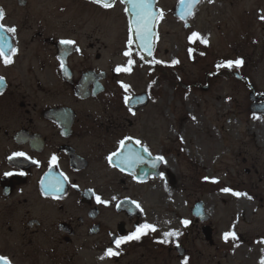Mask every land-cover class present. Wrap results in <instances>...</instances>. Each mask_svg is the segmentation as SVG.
I'll use <instances>...</instances> for the list:
<instances>
[{
    "label": "flooded vegetation",
    "instance_id": "af4514ba",
    "mask_svg": "<svg viewBox=\"0 0 264 264\" xmlns=\"http://www.w3.org/2000/svg\"><path fill=\"white\" fill-rule=\"evenodd\" d=\"M69 1L71 6L65 0H13L9 10L0 0L5 13L2 23L16 28L15 34L7 35L17 49L10 65L0 59V77L5 79V87L0 89V256L8 257L11 264H182L185 257L188 264H206L209 258L195 250L194 238L188 239L195 223H200L203 241L216 252L222 250L227 259L245 242L240 244L242 237L234 224L216 244L201 200L189 208L191 232L159 243L170 230L162 229L160 215L152 216L160 202L159 191L156 193L166 166L157 162V167H152L157 156L166 161L158 128L161 109L155 100L160 99L159 83L166 74L170 78L164 81L185 91H207L217 79L234 80L244 84L249 93L252 86L257 94L254 102L264 103L260 97L264 92L254 89L241 66L217 68L226 61L244 60L240 55L216 58L212 69L198 81L185 82L177 75L184 62L191 63L205 49L199 40L189 41L194 32L204 37L195 29L201 8L214 7L205 20H213L219 27L231 17L232 5L242 12L240 0H201L193 15H186L182 0H152L153 12L163 16L155 21L151 55L137 47L134 34L133 44H128L132 17L125 11L130 6L121 0H114L109 9L91 0ZM255 1L253 14H247L251 26L264 32L260 19L264 3ZM167 24L184 32L183 40L173 43L170 60L162 56L169 51L160 50L161 27ZM61 40L76 43L66 51ZM240 47L236 40L230 46L233 54H238ZM190 48L194 50L191 56ZM257 50V44L253 45L252 53ZM126 51L131 52L134 63L130 71L117 73L118 66L129 67ZM258 54L264 59V34ZM174 60L179 63L173 64ZM118 151L132 157L135 162L131 167L121 164L123 157H113L109 163L108 157ZM18 152L27 159L14 155ZM245 174L249 175L250 169L246 168ZM146 189L153 191L149 198ZM96 196L107 204L97 203ZM152 200L156 206H150ZM199 203L201 210L196 214ZM145 223L155 225L156 231L116 249V239ZM233 231L238 240L229 238L226 243L224 234ZM254 239L256 244L258 237ZM260 241L264 248V235ZM108 248L120 255L100 259ZM253 257L246 264L261 261L264 253Z\"/></svg>",
    "mask_w": 264,
    "mask_h": 264
},
{
    "label": "rangeland",
    "instance_id": "374dc122",
    "mask_svg": "<svg viewBox=\"0 0 264 264\" xmlns=\"http://www.w3.org/2000/svg\"><path fill=\"white\" fill-rule=\"evenodd\" d=\"M260 1L264 3V0ZM3 2L12 10L13 0ZM256 2L240 0L242 12L237 5H232L231 17H226L227 22L222 21L219 27L213 20H205L207 11H213L214 7L201 8L195 19V29L207 38L208 44L191 63H183L178 77L185 82L198 81L207 69H212L216 58L240 55L244 59L242 73L256 91L264 92V59H259L258 54L264 32L251 26L253 22L250 24L249 16L253 14ZM65 4L71 6L69 0H65ZM225 14H228L227 10ZM161 30L160 50L163 53L167 49L169 53L162 56L170 60L173 43L183 40L184 32L179 26L168 24ZM234 40L241 46L238 54H233L230 48ZM255 44L258 50L253 54ZM180 57L183 58L181 54ZM162 75L160 99L155 102L161 109L158 128L166 166L156 193L158 195L159 191L160 202L157 206L153 200L150 203V206H156L152 216L162 217L163 230L190 233V225H184L182 221L192 219L189 208L201 200L216 244L224 231L234 224L242 237L240 244L245 242L239 251L233 250L224 259L222 250L216 252L206 245L198 230L200 223H195L194 233L189 234L188 239L194 238L195 250L201 251L204 259L209 258L206 264H246L250 257L254 260V253L258 258L263 256L264 248L261 241H257L264 235V115L249 112V90L234 80L217 79L207 91H185L164 81L169 76ZM167 148L169 151L165 153ZM246 168L250 169L249 175L245 174ZM225 188L247 193L255 199L237 198L231 192L222 191ZM152 192L146 189L147 198ZM255 237H258L256 244ZM253 264H260V261Z\"/></svg>",
    "mask_w": 264,
    "mask_h": 264
},
{
    "label": "snow or ice",
    "instance_id": "6c2138e0",
    "mask_svg": "<svg viewBox=\"0 0 264 264\" xmlns=\"http://www.w3.org/2000/svg\"><path fill=\"white\" fill-rule=\"evenodd\" d=\"M91 2L94 4H97V5L105 8V9H109V8L113 7V4H114V0H91ZM121 2L123 4H125L126 6H130V7H126L125 11H126V13H128L132 17L130 22H129L130 38H129L128 44L130 46L133 44L132 35L134 34L136 40L139 41V43L137 44V47L140 49L146 50L147 54L151 55L152 50H153L151 41H152V37L155 35V33L153 32V28L155 27V21L157 19L161 18L163 16V13L160 12L159 14H157V13L153 12L152 0H121ZM209 2H213V0H209ZM199 3H201V0H182V7L187 8L186 15H193L195 7ZM4 17H5V13H4L3 9H0V59H2L5 66H8L11 63H13V60L11 59V57H12V55H14L17 52V49L13 47L7 33L15 34L16 28L14 26L13 27H6L2 23ZM181 18L184 19L185 16H182ZM260 19L262 21H264V15H261ZM197 40H199L200 43H202V44H205V45L208 44V40L206 38L201 37L200 34H198V33H195V32L192 33V35L189 37L190 43L195 42ZM75 43L76 42L73 40H61L60 41L61 45L66 46V51H71L73 46L75 45ZM75 50L79 51L78 48H76ZM193 51H194L193 49H191V48L189 49V55L190 56H191ZM124 55L129 57V60H128L129 67H119L118 66L115 69V71L117 73H119L121 71H125V72L130 71V66L134 63V61L131 59V52L130 51H126L124 53ZM201 55H203V53H201ZM155 63L159 64L161 62L155 61ZM172 63L177 64V63H179V61L174 60ZM242 64H243V60L237 59L235 61H226L222 64H219V65H217V68L226 67V68L231 69L233 67V65H235V67L239 68ZM61 67L62 68L64 67L63 63L61 64ZM121 86L124 87L125 89H127V87H128L127 85H123V84ZM3 87H5V79H4V77H0V89H2ZM125 99H126V103H127V97ZM193 119H195V118H193ZM137 143H140V142L137 141ZM120 145H121V148H123L125 146V141H123V140L120 141ZM144 151L147 152L148 149L145 148ZM14 155L17 157H25L27 159L25 154L22 152L15 153ZM149 155H151V154L149 153ZM113 157H123L121 164L127 163L129 167H131L132 164L135 162L131 156H125L123 152L118 151V152L112 153L108 157L110 164L113 163ZM135 159L139 160L140 162H143L142 158H140V157H136ZM52 161L53 162L56 161L55 156L52 157ZM157 162L166 163L163 156H157L154 158V160L152 162L153 168L157 167ZM6 175H12V174L7 173ZM161 176H163V174H161ZM205 179H208V178L206 177ZM213 182H215V181H213ZM56 190H59L58 187L56 188ZM222 191H224L226 193L231 192V194L237 198L246 197L249 200L253 199L247 193L235 192V191H232L231 189H228V188H225ZM96 201H97V203L107 204V202L103 201L101 199V197H99V196H96ZM137 207H139V205H137ZM182 223L184 225H188L190 222L187 220H184V221H182ZM148 231H156V226L150 225L147 223H145L143 225H138L135 232L129 234L128 236L116 239L114 241L116 249H119L122 244H125L131 240H137V241L140 240V238L143 235L147 234ZM179 235H180V233L175 232V231L165 232L163 234L164 239L160 240L159 243H168L169 238L178 237ZM229 238H231L232 241L238 240V237L234 231L224 234L223 239L226 243L229 241ZM262 242H264V241H262ZM177 247H179V245H177ZM118 255H120L119 251H114L113 248H108L105 251L104 256H102L100 259L103 260L105 257H114V256H118ZM0 264H11V261L8 257L0 256ZM182 264H188V258L187 257H185ZM260 264H264V259H262L260 261Z\"/></svg>",
    "mask_w": 264,
    "mask_h": 264
},
{
    "label": "water",
    "instance_id": "95a60500",
    "mask_svg": "<svg viewBox=\"0 0 264 264\" xmlns=\"http://www.w3.org/2000/svg\"><path fill=\"white\" fill-rule=\"evenodd\" d=\"M152 39H153V37H152ZM136 43L138 44L139 42H136ZM151 43H152V46H153V41H151ZM256 96L257 95L255 94L254 90L252 89L251 93L249 94V99L252 102V104H251V113H253V114H260V113L264 114V103L256 104L254 102L256 100ZM260 97L264 98V95H262ZM195 208H197V212H198V213L197 212H195V213L199 214L200 210H201V204L200 203L197 204L195 206Z\"/></svg>",
    "mask_w": 264,
    "mask_h": 264
}]
</instances>
